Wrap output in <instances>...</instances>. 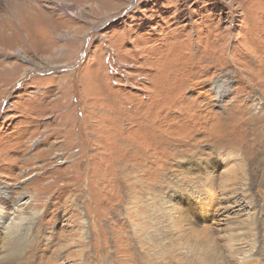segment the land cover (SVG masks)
Instances as JSON below:
<instances>
[{
    "label": "rangeland",
    "instance_id": "rangeland-1",
    "mask_svg": "<svg viewBox=\"0 0 264 264\" xmlns=\"http://www.w3.org/2000/svg\"><path fill=\"white\" fill-rule=\"evenodd\" d=\"M66 1L0 0V264L30 216L6 264H188L198 245L229 256L232 233L249 241L230 264H264V164L243 139L264 144V0Z\"/></svg>",
    "mask_w": 264,
    "mask_h": 264
},
{
    "label": "bare ground",
    "instance_id": "bare-ground-1",
    "mask_svg": "<svg viewBox=\"0 0 264 264\" xmlns=\"http://www.w3.org/2000/svg\"><path fill=\"white\" fill-rule=\"evenodd\" d=\"M60 1V5H61V9L64 11V12H68L70 9H71V12L72 11H74V9H73V7H71L70 5H68V4H65V3H67V1L66 0H59ZM73 5V4H72ZM33 10H35L34 9V7L32 6V4L31 3H27V8H26V10H25V12L23 11H21L22 12V14H26V13H28V12H30V11H33ZM76 10V9H75ZM10 12H12L13 14L15 13V10H11ZM33 13V12H32ZM74 13V12H73ZM21 14V13H20ZM11 15V14H10ZM21 17H22V15H21ZM5 22V21H4ZM11 24V23H10ZM12 25V24H11ZM20 25V24H19ZM0 26H3V23L2 24H0ZM2 28H4V26L2 27ZM22 28V27H21ZM23 29V28H22ZM261 129V128H260ZM263 129V128H262ZM245 136H244V141H245V143L247 144V145H249V149L251 150V154H257L258 155V157L256 158V159H253V162L257 165V170L258 171H260V165L263 163L264 164V144L262 145L261 144V142H259V139L258 140H252V139H249V138H251V133L249 132V133H247V132H245V134H244ZM245 144V145H246ZM250 158V157H249ZM253 158V157H252ZM230 161V160H229ZM229 163V162H228ZM244 163V162H243ZM254 166V165H253ZM242 167H244V165L242 166ZM241 167V168H242ZM253 170H255V169H253ZM243 171H244V173L246 174V171H245V169H243ZM258 171L256 172V175H257V177L258 176H260L259 175V173H258ZM250 173V172H249ZM248 174V173H247ZM246 174V175H247ZM236 175H237V173H236ZM255 176V175H254ZM256 177V176H255ZM256 177V178H257ZM250 179L252 180V177H250ZM250 179L248 178V181H250ZM228 183H229V181H228V179H223V182L221 183V185L219 186V192H220V194H221V196H223L224 197V199H222L221 201H219V199H218V196L217 195H219V194H217L216 195V193H217V190H214V183L211 185V194L213 193L212 191H214V192H216V193H213L214 194V196L213 195H211V197H212V200H214V201H219V202H221V203H223V202H231L232 200H233V197H231V193H232V187L233 186H230V185H228ZM234 183H236V182H232V185L234 184ZM245 186H247V185H245ZM255 186H256V184H255ZM257 187V186H256ZM248 188V187H247ZM251 188H253L252 187V182H251V184L249 185V191L251 190ZM258 188V187H257ZM2 197V196H1ZM245 197V196H244ZM245 198H248L249 199V202H251V200H252V196L250 195V194H247V196L245 197ZM6 199V198H5ZM6 200H9V199H6ZM11 200V199H10ZM12 202V201H11ZM252 203V202H251ZM254 203V202H253ZM235 204H236V202H235ZM238 204V203H237ZM158 207V206H157ZM223 208H224V206H223ZM216 209V208H215ZM220 209V208H219ZM225 210H227V207L226 208H224ZM138 212V209L137 210H135V213H137ZM155 211L154 210H151V211H149V215H148V217L150 218L149 220H150V222H152V221H155V219L156 218H154V217H157V215L156 216H154L153 217V213H154ZM157 212V211H156ZM132 213V212H131ZM177 214V213H176ZM184 214V213H183ZM171 215V214H170ZM173 215V214H172ZM152 216V217H151ZM146 217V218H145ZM148 217L147 216H145V214H142V219L145 221V220H148ZM170 217H172L173 218V216H170ZM9 218V214H8V212H7V210L6 209H3V210H0V225H4L5 224V222H6V220ZM177 218V217H176ZM181 218V217H180ZM177 219V220H175V221H172V223L175 225H173L174 226V228H175V230L177 231L176 233L178 234L179 232L181 233V230L177 227V226H179V224H178V221H180L181 219ZM160 219V218H159ZM171 219V218H170ZM168 220V219H167ZM173 220H174V218H173ZM191 220V219H190ZM34 221H35V218H34V216H30V217H24L23 219L21 218V219H15L14 221H12V222H10L11 223V225H10V227H9V236H8V241H7V249H6V251H7V253H8V258H7V260H5L6 261V263H9L10 261L8 260V259H10V257H12L13 255H23L24 253H25V251H27V248L29 249V244H31V243H33V241H34V238H35V236H34V230L32 229L33 227H34ZM196 221V220H195ZM157 222V221H156ZM158 222H160V221H158ZM185 222V221H184ZM253 222L254 221H251V223H249L248 224V229L246 230V233L245 234H248V236H254V234H256V230L255 229H252V227H254V224H253ZM9 223V224H10ZM161 223V222H160ZM190 223V222H189ZM192 223H194V222H192ZM191 223V224H192ZM164 224V223H163ZM197 224V223H196ZM233 224V223H232ZM238 224V223H237ZM242 224V223H241ZM168 225V224H167ZM181 225V224H180ZM184 225V224H183ZM199 225V224H198ZM235 225V224H234ZM182 226V225H181ZM228 227H229V225H227ZM226 226V227H227ZM180 227V226H179ZM1 228V227H0ZM161 228H163V227H161ZM166 228V227H165ZM171 228V227H170ZM198 228V227H197ZM229 228H231V227H229ZM229 228H226V230L227 229H229ZM241 228V227H240ZM7 229V228H6ZM143 229H145L144 227H143ZM167 229V228H166ZM173 229V228H172ZM182 229V228H181ZM190 229V228H189ZM196 229V228H195ZM158 230V229H157ZM163 230V229H162ZM207 230V229H206ZM216 229L215 228H213V229H211L210 231H211V234H213V236L215 235L214 234V232L215 233H218V235H219V232H221V231H215ZM233 230V229H232ZM182 231H184V230H182ZM193 231V230H192ZM204 230H202L201 231V233L203 232ZM208 231V230H207ZM209 231V232H210ZM234 231V230H233ZM6 232V231H5ZM138 232L139 231H136L135 230V233L136 234H138ZM156 232V231H155ZM163 232V231H162ZM172 232V231H171ZM187 231H185L184 233L185 234H187L186 233ZM188 232H190V231H188ZM198 232V231H197ZM205 232V234L206 233H208V232H206V231H204ZM203 232V233H204ZM226 232V231H225ZM229 232H230V230H229ZM161 233V232H160ZM168 233H170V232H168ZM192 234L193 233H195L194 231L193 232H191ZM203 233L202 234H200V235H203ZM227 233V232H226ZM254 233V234H253ZM191 234V235H192ZM199 233H197V237L199 236L198 235ZM205 234H204V236H205ZM210 234V233H209ZM228 234V233H227ZM217 235V234H216ZM221 235V234H220ZM156 236H158V235H156ZM185 236V235H184ZM189 236V235H188ZM194 236V235H193ZM192 236V238H193V241H194V237ZM210 236V235H209ZM151 237H152V235H151ZM151 237H147L144 241H147L146 243H147V245L149 244L150 245V247H153V248H155V247H157V249H159V246L162 244V243H160V245L159 244H157V240H154L153 238H151ZM166 237V236H165ZM187 237V236H186ZM186 237H183V238H185L186 239ZM191 237V236H190ZM211 238H209L208 240H211L212 241V236H210ZM214 237H216V236H214ZM221 238H222V235L220 236ZM182 238V237H181ZM180 238V239H181ZM195 238H196V236H195ZM218 238V237H217ZM160 239V238H159ZM167 239V238H166ZM190 240H191V238H189ZM140 240V239H139ZM174 240V239H173ZM183 240V239H182ZM217 240H219V239H217ZM221 240H225V241H227V242H225V241H223L224 243H225V245L226 244H230V245H226V250H228L230 253H229V256H224L225 254H226V252H225V254L224 253H218L219 252V249H218V247H219V245L217 246V245H214L213 244V246H214V248H212V249H210L211 251H208V249L206 250V249H204L203 247H199V245H198V247H194L193 246V248L191 249V255L190 256H188V254H186L187 255V257L186 258H188L189 259V263L188 264H230L232 261H230L231 260V258H232V256L234 255V254H236V253H238V251H237V249L238 248H235L234 249V247L233 246H236L237 245V243L238 244H246L248 241H249V239H248V241H246V238H244V236H243V238H241L239 235H238V233L236 234V233H232L231 235H229L228 237H226V238H223V239H220V241ZM252 240V239H251ZM160 241V240H159ZM205 241V240H204ZM184 242V241H183ZM187 242V241H186ZM185 242V243H186ZM197 244H198V241H197V239H196V241H195ZM209 242V241H208ZM177 243V242H176ZM184 243V244H185ZM188 243V242H187ZM200 243V242H199ZM210 243H212V242H210ZM215 243H216V241H215ZM235 245H234V244ZM6 244V243H5ZM26 244H28V246H26ZM201 244V243H200ZM207 244V243H206ZM205 244V245H206ZM174 245V244H173ZM185 245H188V244H185ZM195 245V244H194ZM224 245V244H223ZM240 245V246H241ZM190 245H188V247H189ZM210 246V245H209ZM166 247V246H165ZM192 247V246H191ZM243 247V246H242ZM254 246H252V250L254 249L253 248ZM182 248V247H181ZM187 248V247H186ZM179 249V248H178ZM183 249V248H182ZM189 250V249H188ZM240 250H242V249H240ZM239 250V251H240ZM169 251V250H168ZM243 251V250H242ZM170 252V251H169ZM188 253H190V252H188ZM148 254V259L150 260V262H152V264H163V262L167 259V255H166V253H165V249L163 248L162 250H161V252L159 253L158 251L156 252H149V253H147ZM168 254V253H167ZM239 254V253H238ZM242 254V253H241ZM6 255V254H5ZM237 255V254H236ZM234 257H236V256H234ZM15 258V257H14ZM20 258V257H19ZM226 258H228L229 259V261H228V263H227V261H224ZM233 259V258H232ZM245 259V258H244ZM235 260H236V258H235ZM12 261V260H11ZM181 262H182V260H180ZM184 261V260H183ZM257 259H252V260H244V262H242L241 264H256L257 263ZM6 263H1V264H6ZM167 263V262H166ZM165 263V264H166ZM183 263V262H182ZM187 263V262H186ZM236 264V263H235ZM239 264V263H238Z\"/></svg>",
    "mask_w": 264,
    "mask_h": 264
}]
</instances>
